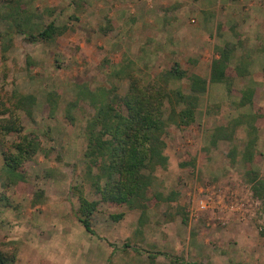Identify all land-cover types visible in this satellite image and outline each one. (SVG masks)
Listing matches in <instances>:
<instances>
[{"label":"rangeland","instance_id":"374dc122","mask_svg":"<svg viewBox=\"0 0 264 264\" xmlns=\"http://www.w3.org/2000/svg\"><path fill=\"white\" fill-rule=\"evenodd\" d=\"M17 5L65 31L51 42L0 37V102L10 109L13 92L34 98L29 113L15 114L41 146L21 179L2 170L1 152L18 135H0L7 264H264V202L246 176H264V42H253L264 33V0H0V14ZM229 49V66L247 74L211 82V63ZM174 63L205 81L195 120L167 128L168 164L155 172L142 221L138 210L100 202L92 236L76 216L80 192L99 201L85 177L90 96L123 97L131 78L156 84ZM166 85L190 92L186 78ZM233 122L232 140L212 144L215 129Z\"/></svg>","mask_w":264,"mask_h":264},{"label":"trees","instance_id":"16d2710c","mask_svg":"<svg viewBox=\"0 0 264 264\" xmlns=\"http://www.w3.org/2000/svg\"><path fill=\"white\" fill-rule=\"evenodd\" d=\"M0 17L8 26L6 33H0L3 40H10L8 36L18 33L24 35L30 43L51 42L65 31L53 21L46 25L35 23L32 15L19 5L8 13L0 14ZM2 51H7L4 44ZM230 58L229 49L222 52L219 59L213 60L210 67L211 82L224 83L232 77L247 74L246 68L243 71L231 68ZM161 77V82L148 86H143L138 80L131 78L129 91L123 97L104 90L97 96H90L95 113L85 127V177L94 194L99 196V201H88L80 192L76 216L84 230L92 236L94 232L91 219L100 202L138 210L141 212L140 222L142 221L155 172L159 168L165 169L168 164L165 154L167 128L170 125L184 128L195 120L197 96L204 89L205 81L194 74L186 76L178 63H174ZM184 78L189 81V94L166 87L169 80ZM10 102V109L6 102H0V135L18 136L16 141L11 142L1 152L2 170L22 179L20 167L40 152L41 146L36 138L22 134L15 111L21 109L29 113L34 98L13 92ZM235 127L237 126L233 122L216 128L211 135V143L215 145L220 140L231 141ZM253 154V141L249 140L243 153L245 164L251 166ZM246 176L253 196L264 202V176H260L252 168L246 171ZM122 217L121 213L114 218ZM260 234L264 237V231ZM7 263L8 258L0 250V264Z\"/></svg>","mask_w":264,"mask_h":264},{"label":"crops","instance_id":"0c3cea01","mask_svg":"<svg viewBox=\"0 0 264 264\" xmlns=\"http://www.w3.org/2000/svg\"><path fill=\"white\" fill-rule=\"evenodd\" d=\"M264 33L262 34L261 31L257 34V37H254L253 38V42H259V43H263L264 42ZM263 36V37H262ZM262 57L261 58H264V53L261 54ZM264 70V67L262 68Z\"/></svg>","mask_w":264,"mask_h":264}]
</instances>
